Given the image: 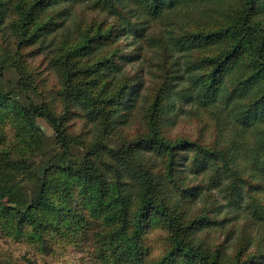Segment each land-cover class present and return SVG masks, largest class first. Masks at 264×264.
<instances>
[{"label": "trees", "instance_id": "obj_1", "mask_svg": "<svg viewBox=\"0 0 264 264\" xmlns=\"http://www.w3.org/2000/svg\"><path fill=\"white\" fill-rule=\"evenodd\" d=\"M92 1L96 9L117 17L118 26L111 27L106 33L97 32L92 39L85 37L72 45L62 44L61 54L53 64L61 73V95L65 107L79 100L82 92L88 95L89 91H84L80 85L81 76L85 73L92 72L95 77L86 82L92 85L90 90L102 78L106 82V90L116 86L111 81L115 80L112 73L122 71L119 60H113L117 53L111 57H97L111 43L113 36V42L118 43L123 36L133 35L138 41L134 59L136 62L141 60L144 44L149 43V39L148 27L144 22L136 21L139 16L148 20L160 18L170 21L166 35L158 44H151L170 55L177 71L167 76L152 107L151 136L139 140L128 159L125 157L123 163L109 165L107 170L94 160H78L72 154L71 139L63 118L49 106L37 104L26 93L25 71L23 68L20 70V65L24 66L25 46L36 45L51 34L55 29L50 25L56 26L53 18L68 19L72 16L71 8L76 0H0V36L8 30L7 38L11 39L7 45H0V122L10 120L16 129L15 142L10 147L0 145V220L4 227L20 236L30 229L39 241L43 240V234L51 233L74 239L77 236L71 233L72 224L84 225L87 217L84 210L90 208L97 215L95 220L101 221L102 233L97 232L94 236L98 254L116 264H146L148 250L142 238L149 219L154 217L168 228L172 245L170 253L154 264H176L175 260L179 259L181 264H264V242L259 241L256 246L259 255L252 254L251 249L255 247L252 238L246 239L244 246L241 244L243 247H239L231 263L224 262V250L218 248L215 253H210V248L196 245V233L206 226V222L202 221L204 219L185 221L183 213L170 209L161 189L164 179L173 181L175 177L174 189L181 191L183 199L197 198L199 193L196 194L195 190L198 187H186L177 174L183 175L184 172L179 169L183 167L179 163L180 153L193 151L196 152L193 156L184 158L196 166L197 172L216 168L218 174L233 178L236 206L243 199L241 183L246 182L240 175L249 168H252L254 176L251 175V182L246 184L252 192L264 191V0H202L234 1L238 4L227 11L212 29L191 37L184 31L176 32L180 26L171 19L190 0ZM10 11H13L10 16L15 19L7 23ZM50 12L54 17L48 15ZM93 41L98 42L97 46L92 47ZM119 49L118 46V52ZM207 49L215 53L197 57ZM131 55L126 58L132 59ZM79 56H83V61ZM85 59L90 60L86 62ZM11 67L18 68L23 79L10 82L6 76ZM187 80L193 86L191 99L193 97L205 107L217 103L226 105L225 108L241 127L256 132L254 155L241 165L244 167L241 170L234 166L238 159L232 158L224 149H212L188 140L175 142L162 134L155 115L159 119L160 115L174 110L172 103L164 108L160 105L162 97L170 98L176 83ZM228 84H231V89ZM139 90L137 79L132 78L128 86H122L113 93L107 102H115L114 107L105 116L106 120L114 125L127 123L137 107ZM118 97L122 100L116 101ZM97 100L105 103L102 95ZM125 107L126 111L119 115ZM38 119L45 120L52 128V146L49 143L51 139L39 127ZM98 150L95 157L100 155ZM153 151L164 156L165 173L157 175L143 170L141 163L135 161L138 152ZM40 157L45 158L43 177L35 172ZM223 179L226 178L217 177L215 181L220 183ZM76 203L80 204V209ZM253 215L254 223L264 225V207L255 209ZM246 255L248 259L242 261Z\"/></svg>", "mask_w": 264, "mask_h": 264}, {"label": "rangeland", "instance_id": "obj_2", "mask_svg": "<svg viewBox=\"0 0 264 264\" xmlns=\"http://www.w3.org/2000/svg\"><path fill=\"white\" fill-rule=\"evenodd\" d=\"M238 2H203L202 0H190L180 12L171 17L172 21L178 23L179 31L186 32L191 36L199 32L212 29L217 22L225 17V13L236 7ZM72 16L68 19H55L56 23L50 26L55 29L51 34L43 37L36 45L25 46L23 50L24 66L20 70L25 71V84L27 83L28 95L39 105H46L52 108L55 113L63 118L67 133L70 135L72 154L78 160L83 158L94 160L103 169H109V165L123 163L125 157H129L134 150L136 143L151 136L150 115L158 93L167 80V76L174 73V61L170 55L159 48L152 47L151 43H159L161 37L165 36L169 20L157 19L148 20L145 16H139L138 22H144L148 27L149 43L145 42L143 57L136 62L134 57L138 49V41L133 35L123 36L120 41L107 44L97 57H111L116 54L113 60H119L122 71H115L112 80L115 87L111 86L108 91L105 89V80L98 81L91 89V84H86L94 79L92 72L81 76V87L84 91L79 95V100L70 107H65L62 94L63 81L61 73L54 67V61L61 54V47L64 42L72 45L75 41L85 37L91 39L97 32L106 33L111 27L118 26L117 17H112L107 12L96 9L92 0H76L75 6L71 8ZM13 11H10L8 17ZM48 15L54 17V13ZM174 18V19H173ZM14 17L10 16L7 23H12ZM168 19V18H167ZM62 25V26H61ZM8 30L0 36V45H7L11 39L7 38ZM123 34V33H122ZM100 35V34H99ZM124 35V34H123ZM143 42V41H141ZM96 41L91 43L92 47L97 46ZM150 45V46H149ZM120 47L119 52L117 47ZM3 49L6 47L1 46ZM132 53V59L126 56ZM214 50L207 49L200 52L197 57L203 58L206 54H214ZM123 59H120V56ZM119 58V59H117ZM83 56L79 60L83 61ZM85 59L84 61H89ZM112 60V59H111ZM94 62V60H91ZM22 63V61H21ZM17 63H15V66ZM17 67V66H16ZM16 67L7 71L6 78L14 83L19 81L21 72ZM23 68V69H22ZM137 79V87L140 88V97L137 107L129 121L123 124L114 125L106 120L105 116L114 107L107 99L118 91L122 86L127 85L129 79ZM23 79V78H22ZM84 83V86H83ZM132 83V82H131ZM130 83V85H131ZM173 94L170 98L162 97L160 105L164 108L170 103L174 110L157 119L162 134L171 141L188 140L200 143L202 146L212 149H224L232 158L238 159L235 168L241 170V165L251 159L254 155L256 132L241 127L236 118L232 117L226 105L220 103L205 107L190 96L193 90L192 82L176 83ZM143 87L141 88V86ZM231 89V84L227 85ZM122 93V92H121ZM120 93V94H121ZM226 93H228L226 89ZM102 95V101L97 98ZM22 97H16L21 100ZM170 99V100H168ZM120 97L116 101H121ZM68 108V110H67ZM117 108V107H116ZM126 107L122 108V115ZM122 121V120H121ZM38 125L42 131L51 139L54 144V132L49 124L38 119ZM16 129L10 120L0 122V145L10 147L15 142ZM99 149V150H98ZM99 156H94L95 151ZM196 152H181L179 158L181 177L186 187H198L195 193H199L194 200L187 197L182 198L181 191L174 189V180L164 179V191L162 195L167 197V203L171 210L183 213L185 221H198L204 219L206 226L196 233L194 243L202 248H210V253H215L218 248L224 250V262L231 263L237 254L238 249L244 246L246 239L252 238L255 247L252 254L259 255L256 248L259 241L264 242V225L254 223L253 212L257 208L264 207V191L252 192L246 182H251V175L254 176L252 168L241 173L244 179L243 199L239 200L240 205L234 204V186L230 175L224 176L216 172V168L207 171L197 172V168L191 161L186 162V155L193 156ZM135 161L141 163L143 170L160 175L165 173L164 156L157 151L137 153ZM124 159V160H123ZM45 158L37 160L35 172L39 176L45 175ZM211 163L213 160H210ZM215 167V163H214ZM154 168V169H153ZM112 175V174H111ZM217 177L226 178L222 182L215 181ZM228 177V178H227ZM126 181L130 180L125 177ZM131 183V182H130ZM179 185V182L176 181ZM190 195V194H189ZM186 200V201H185ZM133 203V202H132ZM77 207L80 206L76 203ZM82 206V205H81ZM77 209H80L79 207ZM86 214L85 223L71 226V233L77 238L61 237L60 233L43 234V240L39 241L28 229L23 236L8 230L0 220V264H116L98 254L96 233H102L100 220L90 208L84 210ZM185 213V214H184ZM142 241L148 252L145 257L146 264H154L167 256L172 248L171 234L168 228L158 218L151 217L148 222ZM84 227V228H83ZM242 241V242H241ZM243 243V246L241 245ZM240 247V248H239ZM248 255L242 258L247 260ZM181 264L180 259L175 260Z\"/></svg>", "mask_w": 264, "mask_h": 264}]
</instances>
